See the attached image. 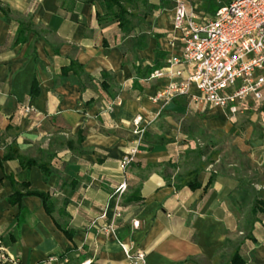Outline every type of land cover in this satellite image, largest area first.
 Segmentation results:
<instances>
[{"label": "crops", "instance_id": "0c3cea01", "mask_svg": "<svg viewBox=\"0 0 264 264\" xmlns=\"http://www.w3.org/2000/svg\"><path fill=\"white\" fill-rule=\"evenodd\" d=\"M104 12L101 0H0V264H128L123 244L144 251L146 264H231L236 253L246 264H264V213L254 225L248 217L255 199L264 203V181L224 156L227 140L203 136L235 131L232 148L255 163L264 137L250 156L240 116L196 107L189 96L157 99L169 78L152 76L180 50L173 0H137L127 32ZM19 21L36 31L15 46ZM72 62L97 80L84 92L74 77L61 79ZM102 73L113 79L108 93L99 86ZM138 118L146 133L122 172ZM33 160L52 171L44 181L32 166L28 181L51 197L54 218L39 197L22 200L23 216L8 201L22 190V164ZM123 183L127 191L116 194ZM103 225L117 231L103 233Z\"/></svg>", "mask_w": 264, "mask_h": 264}, {"label": "built area", "instance_id": "2783aa9c", "mask_svg": "<svg viewBox=\"0 0 264 264\" xmlns=\"http://www.w3.org/2000/svg\"><path fill=\"white\" fill-rule=\"evenodd\" d=\"M173 3V27L177 33L173 44H179L180 50L152 76L169 78L157 99L189 96L196 107L207 104L227 110L232 117L244 115L248 106L260 104L264 100V0H234L221 6L212 17L200 13L190 0ZM192 89L197 94H192ZM23 111L26 115L34 112L29 107ZM106 112L112 113L113 106L107 105ZM134 125L137 140L120 162L122 172L134 163L146 133L142 118L136 119ZM126 191L127 184L123 183L116 194ZM100 231L117 230L103 225ZM122 246L128 264H146L144 251ZM0 253L2 258V249Z\"/></svg>", "mask_w": 264, "mask_h": 264}, {"label": "trees", "instance_id": "16d2710c", "mask_svg": "<svg viewBox=\"0 0 264 264\" xmlns=\"http://www.w3.org/2000/svg\"><path fill=\"white\" fill-rule=\"evenodd\" d=\"M81 1H85V0H81ZM232 1L234 0H231L230 2ZM101 2L103 3L104 6L105 19H110L113 22L119 23L122 29L126 32L129 31V26L132 29L134 28L133 19L135 18V15L132 14V12L130 11H133L135 9L137 0H101ZM65 4L66 3H62V7H65ZM68 9L71 11L73 7L70 6ZM152 9L155 10L157 8L156 6H151V10ZM210 9L213 14L216 13L217 9H213V8ZM17 25H18V31L14 40L15 46L26 43L28 41L29 35L36 31L34 26L31 23H28L27 21H19L17 22ZM100 76H101V79L99 81L100 88L106 93L110 92L113 86L112 77L105 73H102ZM71 77L75 78V81L80 86L82 92L86 90V86H85L86 84L97 81L96 79L93 78V76L86 73L84 68L77 62H72L70 66L62 70V77H61L62 80H67L70 79ZM84 132L85 130L80 131V138H82ZM32 166H37L42 170L44 181H46L47 178L52 174L50 166L47 163H40L36 160L24 162V164H22L21 167V170L25 173L23 183L21 185L22 190L16 191L14 194L9 196L8 201L10 202V204L14 206H18L23 216L25 213V208L22 204V200L25 197H29V196L39 197L43 202L46 212L52 218H54V203L51 197L48 194L39 193L30 190V184L28 181V171ZM191 187L194 189L199 188V184L195 183ZM263 206L264 203L262 201L255 199L254 207L248 214L250 222H252L250 223L251 225H254L255 222H257L259 215L264 213ZM252 228L253 226H251V230ZM248 230H250V228ZM72 236H73L72 234L68 233V237L70 238V240H72ZM248 237L249 238L251 237L250 234L248 235ZM66 258L67 255L60 256L61 260H65ZM231 264H246V263L241 258L240 254L236 253L231 260Z\"/></svg>", "mask_w": 264, "mask_h": 264}, {"label": "rangeland", "instance_id": "374dc122", "mask_svg": "<svg viewBox=\"0 0 264 264\" xmlns=\"http://www.w3.org/2000/svg\"><path fill=\"white\" fill-rule=\"evenodd\" d=\"M193 1L192 3L197 5L199 12H204L207 17L214 16L210 8L217 9L219 5H225L230 2V0ZM236 123H240V140H242L249 147V154L251 156L254 148V143L257 141L258 137H264V100L260 104H258L256 108H253V111L241 115L240 119ZM237 136L238 134H236L235 131L230 133L228 138L224 137V135H221L220 132H213L211 134L207 133L205 136H203V138L212 140L214 142L227 140L228 145L225 149L226 154H224V156L227 157V159L233 158L234 160L240 161V173L242 175L245 174L247 176H250L251 180H254L256 183L263 182L264 157L261 159V161L258 160L255 163L253 162V160L248 159V153L242 154L240 152V156H237L238 153L235 149L232 148V142Z\"/></svg>", "mask_w": 264, "mask_h": 264}]
</instances>
